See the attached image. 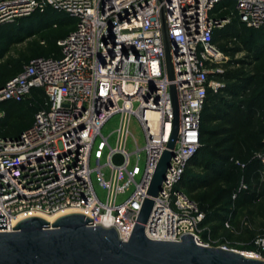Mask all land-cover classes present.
Masks as SVG:
<instances>
[{"label": "built area", "instance_id": "obj_1", "mask_svg": "<svg viewBox=\"0 0 264 264\" xmlns=\"http://www.w3.org/2000/svg\"><path fill=\"white\" fill-rule=\"evenodd\" d=\"M225 2L233 8H217ZM47 8L72 18L74 28L56 42L60 57L31 58L0 87V120L3 103L20 102L33 90L45 96L28 128L16 137L0 136V213L6 224L1 231L11 232L25 217L78 212L91 218L92 225L113 228L121 241H127L170 140L169 88L173 85L178 133L161 188L152 198L144 234L150 240L171 242L189 234L198 245L210 247L201 236L204 213L178 186L200 146L207 92L221 87L209 77L221 72L217 67L223 58L213 33L234 17L247 28L264 26V0H0V25ZM161 9L170 44L171 80L165 65ZM115 115L119 117L115 147L103 138L109 147L110 179L105 182L102 165L90 169V153L101 128ZM132 118L143 134L142 149L129 130ZM129 137L136 147V166L140 151L145 152L138 183L127 169ZM116 155L120 164L112 160ZM256 157L264 164V153ZM92 172L106 191L104 202L94 191ZM122 173L129 179L119 185ZM131 183L133 191L119 201L118 195ZM239 189L245 185L241 183ZM252 245L253 250L240 253L264 260V237L254 238ZM219 247L229 249L225 244Z\"/></svg>", "mask_w": 264, "mask_h": 264}, {"label": "trees", "instance_id": "obj_2", "mask_svg": "<svg viewBox=\"0 0 264 264\" xmlns=\"http://www.w3.org/2000/svg\"><path fill=\"white\" fill-rule=\"evenodd\" d=\"M227 6L233 8L229 2ZM49 9L0 25V43H14L25 35L48 28L58 32L68 27L48 41L47 54L34 56L60 57L56 42L73 30L74 20L64 14L60 20L44 21L41 17ZM228 12L224 11L222 16ZM212 40L221 41L218 48L230 57L240 50L245 55L240 59L231 58L223 71L209 76L221 87L207 92L199 127L200 146L180 183L185 181L184 193L204 213L200 226H209L214 235L221 229L228 230L225 223L232 230L241 231L244 221L236 219L242 212L247 214L244 220L253 216L264 220V164L256 157L264 153V26L247 28L234 17L223 29L214 31ZM226 42L233 46L227 47ZM4 54L5 47L0 46V59ZM23 65L7 61L1 66L0 87L19 73ZM44 100L42 91L33 90L20 102L3 103L0 136L16 137L28 128ZM23 106L32 110L31 117L21 113ZM241 183L245 189H239ZM207 234L203 232V238Z\"/></svg>", "mask_w": 264, "mask_h": 264}, {"label": "water", "instance_id": "obj_3", "mask_svg": "<svg viewBox=\"0 0 264 264\" xmlns=\"http://www.w3.org/2000/svg\"><path fill=\"white\" fill-rule=\"evenodd\" d=\"M161 32L168 78H173L170 44L163 9L160 11ZM173 107V124L167 149L163 152L150 184L133 231L121 241L113 228L92 225L88 216L78 212L59 215L48 222L40 216L25 217L6 230L0 213V264H264V260L221 247L198 245L186 234L178 242L154 241L144 234L152 206V198L161 188L166 168L173 153L178 133L176 92L169 88ZM115 164L121 163L114 156Z\"/></svg>", "mask_w": 264, "mask_h": 264}, {"label": "rangeland", "instance_id": "obj_4", "mask_svg": "<svg viewBox=\"0 0 264 264\" xmlns=\"http://www.w3.org/2000/svg\"><path fill=\"white\" fill-rule=\"evenodd\" d=\"M228 2L222 3L217 5V8L224 5L226 6ZM64 14L54 12L52 10H47L45 15L41 17L44 21L52 20H60ZM35 16L32 18L33 20L36 19ZM68 27L59 30L56 32L55 29H44L42 32L37 31L35 33H32L30 35H25L22 38H19L14 41V43L6 44L5 42H1L0 46L5 47V54L0 59V67L3 66L7 61H12L15 63H20L23 65L26 61H28L30 58H33L36 55H43L47 54L48 52V41L52 38H55V36H59L60 32L67 30ZM55 30V31H54ZM222 43L221 41L216 42V45H219ZM227 47H232V43L226 42ZM218 47V46H217ZM223 53V58L221 60V63L218 65V69L223 71L225 64L231 59H240L245 55V52L240 50L239 52H236L233 57H230L229 55ZM213 80V79H211ZM213 91V90H212ZM21 113H27L28 116L31 117L32 110L27 109L26 107H22ZM26 114V115H27ZM119 125V117L118 115H115L111 117L107 123L101 128L100 134L101 136H98L91 149L90 153V169L93 170L97 167L98 164L102 165L101 174L103 175V179L105 182H109L110 179V170L106 166L107 163V153L109 151V147H115L116 145V135L115 130L117 129ZM129 130L133 137L136 140V144L139 149H142L144 147V139L143 134L135 121V119H131V123L129 126ZM103 138L106 139L107 145L103 143ZM128 153H130L129 158V164H128V172L130 174H133V179L136 183L140 182L142 178V173L145 165V152L143 150L139 153V161H136L137 157L133 152L135 151L136 147L134 144V141L132 137H129L126 140V146ZM136 168V169H135ZM135 170V172H134ZM194 172H197L196 169L193 168ZM96 172L91 173V181L94 188L95 193L97 194L98 198L101 201H106V191L102 189L101 184L99 181H97ZM129 178L125 173H122L119 178V185H124ZM185 181L181 182L178 186L179 189L185 192ZM134 185L131 183L130 186L127 187V189L118 195V200H122L123 198H126L130 195V193L133 191ZM199 193V192H198ZM192 197V196H191ZM247 214L245 212H242V214H239L237 216L236 221H244L242 224V230H232L230 227L227 228L228 230L221 229L216 234H211L208 230L209 226H203L201 230V236L203 232L207 233L206 238H203L205 242L210 241V247H219L222 245H226L227 248L238 251V252H247L250 250H253L252 245V239L256 237H264V220L260 216H253L251 219H245ZM230 231V232H229ZM229 233H232L229 236Z\"/></svg>", "mask_w": 264, "mask_h": 264}, {"label": "bare ground", "instance_id": "obj_5", "mask_svg": "<svg viewBox=\"0 0 264 264\" xmlns=\"http://www.w3.org/2000/svg\"><path fill=\"white\" fill-rule=\"evenodd\" d=\"M59 215H61V214H57V215H54V216H40V217H43V218L46 219L48 222H52V221H54V219H56Z\"/></svg>", "mask_w": 264, "mask_h": 264}]
</instances>
